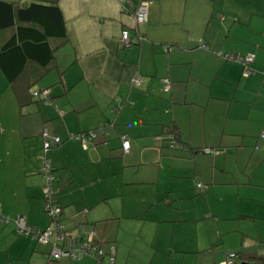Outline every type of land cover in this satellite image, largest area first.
<instances>
[{
	"label": "crops",
	"instance_id": "crops-1",
	"mask_svg": "<svg viewBox=\"0 0 264 264\" xmlns=\"http://www.w3.org/2000/svg\"><path fill=\"white\" fill-rule=\"evenodd\" d=\"M56 1L66 36L54 48L44 79L34 87L35 79L20 100L0 69V216L7 219L0 217V264H93L90 254L48 258L51 238L40 241L14 228L17 214L36 228L50 223L39 155L44 139L53 135L60 142L45 154L65 228L81 237L92 231L103 247L113 245L115 264H219L222 255L213 252L224 242L219 215L185 216L176 199L189 184L178 177L187 174L194 189L197 180L210 183L206 197L223 183L216 177L227 169L224 181L238 188L264 184L262 178H247L250 169L237 158L228 164L242 149L253 161L264 158L259 139L264 137H256L257 151L242 148L245 138L238 137L249 132L253 120L255 134L264 122V0H149L143 22L134 18L140 0ZM122 28L129 32L127 46L119 41ZM215 49L252 52L253 71L242 75L239 62L221 58ZM162 77L170 80L167 92ZM38 87L49 88L48 103L31 95ZM101 123L106 131L97 132L86 147L69 137ZM171 128L176 143L185 147L170 146L165 136ZM122 133L129 140L127 151ZM200 146L220 147L207 171L202 152L194 149ZM239 196L256 195L238 190ZM246 210L244 215L256 218L257 209ZM256 221L250 239L241 233L236 245L246 255H264V244L254 245L264 241V224ZM193 223H207L208 237L197 236L205 230L192 237L176 233Z\"/></svg>",
	"mask_w": 264,
	"mask_h": 264
},
{
	"label": "trees",
	"instance_id": "trees-1",
	"mask_svg": "<svg viewBox=\"0 0 264 264\" xmlns=\"http://www.w3.org/2000/svg\"><path fill=\"white\" fill-rule=\"evenodd\" d=\"M65 36L64 20L56 0H29L26 3L0 0V69L9 83L17 88L20 100L28 97L32 82L41 77L53 62L54 48ZM29 63L36 66L31 67ZM169 131L166 134L171 133L172 128ZM165 138L169 141L167 136ZM173 138L175 143L171 145L169 141L170 146L185 147L182 143H176L174 134ZM201 147L194 148L195 152L200 151ZM209 147L220 152L218 147ZM208 187L207 182H195L198 192H206ZM234 251L238 253L239 263L240 257L246 256L256 258L258 261L255 264H264L262 254L252 252V255H246L243 249ZM113 256L115 257V247Z\"/></svg>",
	"mask_w": 264,
	"mask_h": 264
},
{
	"label": "built area",
	"instance_id": "built-area-1",
	"mask_svg": "<svg viewBox=\"0 0 264 264\" xmlns=\"http://www.w3.org/2000/svg\"><path fill=\"white\" fill-rule=\"evenodd\" d=\"M149 0H140L134 8V18L136 22H143L147 17V2ZM127 28H122L119 34V41L123 46L130 44L131 40L129 38ZM217 55L221 58L228 60H235L242 65V75L250 74L253 69L250 66V62L253 60V53L246 52L244 54L232 52V51H222L220 49L214 50ZM136 84L139 83V78L134 77L132 79ZM163 91L167 92L170 86V80L167 77H162ZM31 94L34 97H37L44 101L45 103L49 102V88L48 87H38L31 91ZM61 113L62 110L60 109ZM106 123H101L97 126L99 132H105L107 127ZM95 130H87L80 132H70L69 137L78 138L84 147L87 146L88 141H90L96 135ZM43 134L46 136V130L43 131ZM261 137H264V128L259 134ZM166 136L169 138L170 144L173 145L175 140L172 133H167ZM121 141V147L123 151H127L129 147V140L125 133L119 135ZM60 137L57 135L51 136L50 139H44L43 141V152L39 155L40 157V167L39 171L43 174L45 182L42 186L43 196V208L47 213L50 223L44 226L43 228H36L33 225H29L24 215L17 214L14 216V228L18 233L29 234L31 237L36 238L40 241H46L50 238L52 239L51 250L48 254V258L51 259H60L62 257H69L71 259L80 258L84 254H90L93 257V264H115L114 262V246L110 245L109 248L102 246L101 242L97 241L93 237V232L90 231L85 237H81L78 234L69 231L65 226L60 223V212L61 205L59 204L55 189L53 186V181L55 178L53 168L49 158L46 156L45 151L54 143H59ZM259 147V146H257ZM200 151L208 152L211 154H216L217 150L209 146H202ZM198 186L201 184L197 183ZM2 220L6 221L7 219L3 216H0ZM238 253L236 251H228L225 253L224 259H222L219 264H239L237 259Z\"/></svg>",
	"mask_w": 264,
	"mask_h": 264
},
{
	"label": "rangeland",
	"instance_id": "rangeland-1",
	"mask_svg": "<svg viewBox=\"0 0 264 264\" xmlns=\"http://www.w3.org/2000/svg\"><path fill=\"white\" fill-rule=\"evenodd\" d=\"M43 76L44 75L37 78L33 82L32 86L35 87L41 79H44ZM255 113H258V111H255ZM253 123L257 125L256 120H253ZM254 124L249 123L248 124L249 132L246 135H238V137H239V141L242 138H245V142H244L245 145L241 146L242 148L249 147L251 148V150L257 151L259 150L258 149L259 147L257 148V144L254 143V141L261 139L260 143L263 144L264 138H260L258 135L261 133L262 129L264 128V122L257 134H255L254 132ZM96 132H99V130H96ZM257 136L259 137V139H256ZM250 137H252L253 139L252 144H249L248 142V139ZM196 152H200V151H196ZM200 154L202 156V158L200 159L201 166L203 167V170L207 171L210 169L211 165H210L209 159L212 157L210 154H207V153L205 154L200 153ZM252 157L253 156H251L249 151L242 149L237 152L234 158H228V164L229 166H233L232 163L237 158L238 161H240L245 167L247 166V170L250 169L249 172H245L244 174L247 178L257 177V178H262V181H264V158L253 161ZM227 173H229L228 169L224 173H222L223 175L222 174L219 176L217 175L216 177L217 181H220L223 183L216 184L213 187L212 193H210L208 197H206V194L207 192H209V190H206V192H198L193 187V180L189 178L187 174H184L183 172L180 173L179 174L180 176L178 178L181 180V182L186 183L185 186H188L189 184V187L187 190H184V192H182L180 196H178V198L176 199L177 204H179L182 207V209H184L185 216L187 214L195 215L196 213H198L200 215H205L206 213H209L210 215L212 214L209 217L210 219L212 218L217 219V215H219V218L217 220L218 222L217 228L222 230L221 237L224 238V242L219 243L218 245H215L213 247L214 249L213 252L221 253L222 259H224L226 252L234 251L238 248V246L236 245L240 244L241 236H242L241 233L245 234L244 236L247 240L250 239V237L247 235L254 234V230H255V227H254L255 224L253 223L254 220H257L256 223L258 225L264 224V184L262 182H259L260 184L256 183V185H253L252 187H249L250 184H241V186L238 188L237 184L233 182L228 183L227 181H224V179L229 178L226 175ZM237 175L241 176L238 173ZM184 180L185 181L187 180V182H184ZM238 190H240L241 192L252 191L256 196L252 198H245V196L237 197ZM118 198H116V201L118 200ZM209 206L212 209H209ZM243 209L244 210L248 209L249 211H254L257 209L256 218L252 217L251 215L246 216V214H248L247 210L243 211ZM243 213H246V214L244 215ZM205 224L207 223H204V224L193 223L194 225L193 227L191 225L190 226L181 225L180 226L181 230H178L176 233L179 235H187L189 237H192L194 236L193 235L194 231L198 234H202L205 230L206 231L205 235H197L202 238L201 240H203L204 238L208 237L207 234L209 235V233H207L208 230L206 229L208 228V224L206 225V227H204ZM210 233L212 234V232ZM214 233H213V236H214ZM246 239H245V243L252 245ZM257 244H260V245L264 244V241L256 242V244L254 245H257Z\"/></svg>",
	"mask_w": 264,
	"mask_h": 264
},
{
	"label": "water",
	"instance_id": "water-1",
	"mask_svg": "<svg viewBox=\"0 0 264 264\" xmlns=\"http://www.w3.org/2000/svg\"><path fill=\"white\" fill-rule=\"evenodd\" d=\"M239 264H255V263L243 260Z\"/></svg>",
	"mask_w": 264,
	"mask_h": 264
}]
</instances>
